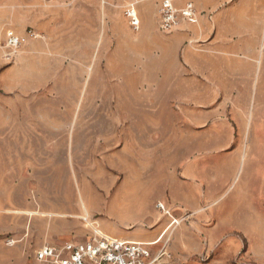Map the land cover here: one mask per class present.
<instances>
[{"label":"crops","instance_id":"0c3cea01","mask_svg":"<svg viewBox=\"0 0 264 264\" xmlns=\"http://www.w3.org/2000/svg\"><path fill=\"white\" fill-rule=\"evenodd\" d=\"M193 1L196 23H179L171 36L178 60L171 86L166 74L159 83L165 90L150 78L148 107L138 102L129 125L119 67L115 81L104 70L96 93L89 91L97 79L91 74L78 102L61 91L68 75L92 64L90 7L80 25L76 8L64 14L59 1L0 0V211L25 213L9 215L27 225L36 220L39 234L35 244L22 230L20 253L80 242L94 227L154 246L170 244L181 229L191 256H213L207 264H217L221 245L233 240L240 250L227 264L237 258L264 264L257 253L264 249V0ZM9 30L26 38L17 52L6 45ZM208 148L220 151L205 155ZM126 163L132 180L111 171L124 172ZM146 171L166 186L158 201L151 200L156 188L143 182ZM31 194L35 205L24 198ZM103 195L112 204L109 216L86 200ZM163 201L183 213L170 235L171 222L157 209ZM150 202L151 218L127 224L132 214L146 218ZM7 216H0V237L18 232ZM113 218L126 224L110 225ZM8 251L0 264L18 258Z\"/></svg>","mask_w":264,"mask_h":264},{"label":"rangeland","instance_id":"374dc122","mask_svg":"<svg viewBox=\"0 0 264 264\" xmlns=\"http://www.w3.org/2000/svg\"><path fill=\"white\" fill-rule=\"evenodd\" d=\"M36 1L37 3H40V0ZM47 1H59V3H61V12L64 14L68 13V8H76L78 13V21L81 20L80 22H78V24L80 25H84V10L90 7V11L92 12L91 20L93 26V35L90 38L91 40L87 42L86 46L88 52L90 51L92 53V64L88 65V67L81 66L70 75H68L64 80L61 91L73 95V100H71L70 102H78V97L87 90L89 76L91 74L92 76H96L97 79L93 87H91L89 91L92 93H96L100 91L99 83L101 81V76L104 74L106 69L109 68L108 71L110 73V79H114L115 81L117 68L119 67L118 70L120 73V77L122 74L124 78V105L126 108L125 124L132 125L134 118L132 117L131 109L138 106V102L141 105L140 107H143L142 109L148 107V92L150 91L151 86L150 78H153V82H157L160 90H165V87L159 83L161 77L166 74L168 76L167 88L171 86V78L176 75V66L178 65V60L174 58V55L172 53L171 46H173V43L171 41V36L175 33V31H177V28H179V23L183 21H189L184 19L181 14L176 13V23H174L171 28H164L163 14L161 13V4L163 0ZM69 1H77L78 4H69ZM85 1H92L93 3L89 4L85 3ZM190 1L192 3L194 2L193 0ZM193 4L195 10H197L195 3ZM183 6V3L174 2V7L177 9H181ZM103 11H106V13H104ZM133 13H135V15ZM67 17L68 16H66V18ZM134 17L139 22V24L136 26L134 25L136 22ZM102 30H106L105 36L101 34ZM80 41L84 42V37H82ZM117 44H119L118 55ZM88 55L86 56L88 57ZM86 56H84L83 54L79 55L80 58H86ZM107 61H109V65L104 66ZM100 62H102V66H100ZM164 66H167L166 70L164 69ZM114 91L116 92V89H114ZM136 97L140 98V100H136ZM133 98L135 100H133ZM218 151H220L218 148H208L205 149V155H209ZM125 167L126 168L122 173L112 169L111 171L115 175L120 177L121 180L124 176L132 180V166H129L126 163ZM150 175L149 171H146L145 176L143 177V182L149 190L153 189L154 187L156 188L155 193L153 194V196H151V200L158 201L165 194L166 186L163 187V183L157 184L156 176L154 180L153 173L150 172ZM79 182L82 184L85 183V181L83 180ZM169 190L172 193L174 192L175 196L179 194V190L174 185H172V188H170ZM72 193L74 194L73 186ZM21 198L22 197L19 195L14 198V201L16 203H19L21 202ZM24 198H29L32 204H34L36 203L37 196L35 194H31ZM86 200L88 204L90 206H93L94 209L97 210V212L101 215L109 216V213L113 211L111 207L112 204L108 202L109 200H107L104 195L97 196L95 197V199H91L90 196H86ZM79 202L80 199L78 195V204ZM151 202L148 206L146 218H143L138 214H132L127 220V224H132L133 227H135L143 223L144 220L151 218V215L154 213V208ZM160 203L164 204L165 210L158 208L157 209L161 211L166 218H169L171 222L168 228V235H170L177 227H180L183 213L179 207H168L165 201L158 202V204ZM9 214L18 217H20L22 214L26 215L25 213H21V211L15 210L11 212L0 211V216L8 215L6 217V220L7 224L10 225V228H12L13 230H18L17 233L13 232L9 236L0 237V255L2 257L5 256V254L9 252L8 250L12 248L14 250L13 256L18 255V258L14 257L13 264H37L35 262L34 250L38 248L40 249V247L37 248L36 246L31 251H23L21 253L20 250L16 248L18 243L21 244L23 242V240L20 238V232L22 230L23 232H25V241H29L35 244L39 242L36 220H34V222L32 223H28L27 225V223H23L21 218L17 220V217H11V215ZM34 215H37V213H34ZM104 220L108 223L107 219ZM113 220L115 222H109L110 225L124 227L123 224H126L118 218H113ZM173 235L174 236H171V240H169L170 244H168L167 240L162 244L160 243L153 247V254L160 255L157 264H207L213 259V256L209 257V259L204 256H191V253L185 250L186 248L183 244L184 236L181 229ZM87 238L88 237H86L85 239ZM216 247H218V245H216ZM221 248L222 250L219 253L217 264H227L230 258L236 257L238 255L237 253L240 250V242L233 240L232 243L222 244ZM196 250H198V245H196ZM257 253L259 255V259H262L261 257H264V249H260V247H258ZM196 254L200 255V253ZM231 264L255 263L254 260L251 259L237 258L232 260Z\"/></svg>","mask_w":264,"mask_h":264},{"label":"built area","instance_id":"2783aa9c","mask_svg":"<svg viewBox=\"0 0 264 264\" xmlns=\"http://www.w3.org/2000/svg\"><path fill=\"white\" fill-rule=\"evenodd\" d=\"M174 2L183 3L181 9L174 7ZM164 28L168 29L176 23V13L196 23V10L190 0H163L161 4ZM135 15V14H134ZM139 22L136 20L135 26ZM35 36L34 32H29ZM26 38L13 30L7 33V47L17 52L25 44ZM164 209L163 203L157 205ZM153 243H134L110 237L98 228H93L92 235L77 242L69 241L63 245H44L35 252L37 264H157L160 255L153 254Z\"/></svg>","mask_w":264,"mask_h":264},{"label":"bare ground","instance_id":"6f19581e","mask_svg":"<svg viewBox=\"0 0 264 264\" xmlns=\"http://www.w3.org/2000/svg\"><path fill=\"white\" fill-rule=\"evenodd\" d=\"M133 14H135V13H133ZM135 18V17H134ZM135 20H136V18H135ZM136 23V22H135Z\"/></svg>","mask_w":264,"mask_h":264}]
</instances>
